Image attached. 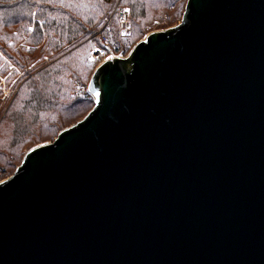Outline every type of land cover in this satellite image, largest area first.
<instances>
[{
  "label": "water",
  "instance_id": "water-1",
  "mask_svg": "<svg viewBox=\"0 0 264 264\" xmlns=\"http://www.w3.org/2000/svg\"><path fill=\"white\" fill-rule=\"evenodd\" d=\"M183 8L0 182V264H264V0Z\"/></svg>",
  "mask_w": 264,
  "mask_h": 264
},
{
  "label": "trees",
  "instance_id": "trees-1",
  "mask_svg": "<svg viewBox=\"0 0 264 264\" xmlns=\"http://www.w3.org/2000/svg\"><path fill=\"white\" fill-rule=\"evenodd\" d=\"M116 2L134 33L153 7L176 14L185 0H0V77L12 82L7 96L0 88V165L91 108L87 57L97 32L117 46L123 38Z\"/></svg>",
  "mask_w": 264,
  "mask_h": 264
},
{
  "label": "rangeland",
  "instance_id": "rangeland-1",
  "mask_svg": "<svg viewBox=\"0 0 264 264\" xmlns=\"http://www.w3.org/2000/svg\"><path fill=\"white\" fill-rule=\"evenodd\" d=\"M185 2H186V0H185ZM185 2H184V5H185ZM115 5H120V6L124 7L119 2H116ZM184 5H183V7H184ZM183 7L176 14H169L168 12H165L163 15H156V13H155L156 8L153 7V10L148 12V14L145 13V14L141 15L140 17H138L139 28L141 27V29L135 30L134 33L132 31L131 24H129L130 23L129 13H128L127 23H124L121 19L118 18L120 20V25H119V22L117 20H115L117 22V26L118 27L120 26V30H121L120 33L123 35V38L120 41H117V44L120 47L123 56H125L130 51V49L133 47V45L136 42H138L139 40L144 38V36L146 34L150 33L151 31L165 29V28H168L170 26L177 24L180 21L182 12L184 10ZM93 69H92V71H93ZM91 73L92 72H90V75H91ZM5 78H6V76L0 77V88L2 90L3 96H7L9 94V92L11 91V84H12V82L9 84H6ZM88 110H90V109H88ZM87 111L82 112L81 114L78 115V117H76V118L70 120L69 122H67L66 124L62 125L60 127V129H62V127L68 126V125L74 123L75 121L79 120L80 118H82L87 113ZM60 129L58 128L57 130L59 131ZM58 131L49 138L47 137V138H44L43 140H39V141H36L35 143H32L29 146V148L34 146V145L43 143V142L52 141L53 138L58 133ZM29 148L21 149L20 153L18 155L13 156L11 159L12 162L9 166L0 165L4 168L3 172L5 173V177L7 176V178H8L11 175V173H13L16 166L21 162V159L24 155L23 153H25Z\"/></svg>",
  "mask_w": 264,
  "mask_h": 264
},
{
  "label": "built area",
  "instance_id": "built-area-1",
  "mask_svg": "<svg viewBox=\"0 0 264 264\" xmlns=\"http://www.w3.org/2000/svg\"><path fill=\"white\" fill-rule=\"evenodd\" d=\"M114 13L117 14L118 18L121 19L124 23L128 21V11L126 8L115 5ZM92 40V37L89 38ZM97 40L98 44L94 45L90 53L87 57L88 64H94L96 67L100 62L104 61L105 59H109L116 56H123L121 49L119 46L114 45L111 39L102 31L97 32ZM4 168L0 166V182L7 178L5 177V173L3 172Z\"/></svg>",
  "mask_w": 264,
  "mask_h": 264
}]
</instances>
